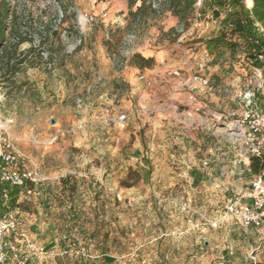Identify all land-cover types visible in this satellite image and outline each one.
<instances>
[{"label":"rangeland","instance_id":"obj_1","mask_svg":"<svg viewBox=\"0 0 264 264\" xmlns=\"http://www.w3.org/2000/svg\"><path fill=\"white\" fill-rule=\"evenodd\" d=\"M7 1V43L16 40L10 32L11 17L17 18L16 29L27 39L18 46L22 62L15 69L12 61H7L9 49L0 52V98L4 102L0 118L12 119L10 133L17 146L28 152L30 161L46 177L42 185L13 190L15 196L9 207L18 211L21 232L50 257L46 264H250L253 239L241 234L226 213L233 190L229 185L213 186V180L196 181L202 166L212 165V155L206 152L203 158L200 144L188 142L181 116L169 124L164 122L156 137L150 133L148 121L142 123L136 114L121 126L84 128L73 134L66 130L70 122L60 120L64 110L81 116L75 111V97L82 94L77 91L82 80L64 77L69 90L58 102V113L48 111L46 104L39 106L38 101V84L43 81L46 91L51 92L57 84V71L61 75L68 72L66 66L74 65L76 50L81 46L106 55L111 70L120 76L130 71L129 66L143 72L160 68L163 73L179 70L188 75L191 67L202 73L203 61H207L204 70L209 74L216 63L223 71L210 77L205 74L209 78L207 92L217 101L210 96L199 100L213 124L206 134L194 129L192 136L194 140L200 135L214 140L223 183L232 167L229 162L241 151L234 142L240 126L228 119L229 114L239 110L246 90L257 86L260 91L264 89V82L253 81L251 71L238 56L243 52L245 58L250 50L233 52L217 46L221 51L212 56L209 42L222 33L223 13L215 16L206 0L196 16V0L191 14L173 25L163 0H147L150 11L146 7L145 15L135 18L128 4L126 15H122L120 0H63L65 12L56 0ZM139 4L137 1L132 10ZM104 12H108L106 17L101 15ZM83 13L95 19L81 22L78 16ZM189 18L196 19L195 25L183 33ZM129 33L135 35L134 42L122 55ZM259 34L258 46L263 48L264 32ZM147 49L157 58L153 57L151 67L139 68L132 62V55L145 57L142 50ZM204 52L208 58H204ZM24 65L32 67L28 80ZM154 76L156 82L147 76L151 80L147 87L163 88L164 80L160 82L159 75ZM21 82L28 83L27 94L22 93ZM177 86V93L188 92L180 80ZM186 102L181 95H172L166 104L175 103L177 112L186 108ZM219 115L227 119L217 120ZM51 118H56L53 124ZM261 249L256 264H264Z\"/></svg>","mask_w":264,"mask_h":264},{"label":"crops","instance_id":"obj_2","mask_svg":"<svg viewBox=\"0 0 264 264\" xmlns=\"http://www.w3.org/2000/svg\"><path fill=\"white\" fill-rule=\"evenodd\" d=\"M244 1L245 7L247 9H250L252 6V0H250V3L249 0ZM119 3L120 9L123 11L122 15H126L128 11L127 0H120ZM135 8L133 9V11L135 10ZM167 10L170 19L172 18V20H170L172 24L175 25L176 23H178V21H180L178 17L173 15L170 9L167 8ZM220 18L223 20V16ZM209 43L212 46L211 48L209 47V50L212 51V56L220 53L221 50L216 48L220 45L215 42V40H210ZM214 48H216V50H214ZM76 51L78 53L76 52V56H74V58H76L77 60L74 61V65L69 64L66 66L68 72L64 75H61V71H57V84L54 86L51 92L46 91L47 88H44L45 83L43 81L38 84V87L40 89L38 95L39 106H44L46 104L48 111L58 113V102L65 99L66 93L69 90L67 88L68 86L66 84V81L64 80V77L74 78L76 76L75 82H77L79 79L82 80L81 84H79L81 88H78L77 90L82 94L75 97V111L81 116L77 117L76 115H73L71 112H69V110H64L61 115V118H63V120L60 121L61 123H64V121H66L67 119V121L70 122V124L68 125V127L70 128L66 130H68L69 132H73L74 134L79 130H83L84 128H93V130H97L98 128H107L113 125L111 122H108L107 118L111 116H117L121 113H126L128 117L127 121L129 120V117L131 115L134 118L135 114L137 115L138 119L142 121V123L147 120L150 127V133H152L153 136L156 137L158 129L164 125V122L165 124H169L171 123V119L181 116V119H179V121L184 124L183 127H186V134L190 137V140H188V142L193 144L197 143L198 145L200 144L198 150L202 149L201 155L203 158L206 157V152L211 153L212 155L209 157L211 159L210 163L212 165H209L207 167L202 164L203 168L200 169V173L197 172L196 174V181H199V183H205L207 180H213V186L216 185L218 186V188H220V185H229V187H231V190H233V193L245 192L248 189L249 175L246 172H241L243 164L240 162L239 155L237 158V154H235L234 161L229 162L232 163V167L230 168V171L226 172L227 179H225L222 183V180L219 177L220 174L217 166L218 164L216 162V160L220 159L217 152L218 147L215 148L214 140H209L210 142L213 141L210 145V142L203 136H198V139H195L196 141L194 140L195 137L192 136V130L201 129L199 133L206 134V129H208L211 124H213V120L210 117H207L206 113L204 112V110H206V106L200 107L199 102L201 98H206L207 96H210L214 99V101H217V98L214 94H210L209 92H207L206 87L200 86L195 92V101L189 102L188 92H185L184 94H179L176 92V89L178 87L177 85H179V80L181 81V84H185L190 80V75L186 74L185 72L181 73L180 76H174L172 74H169L171 73V71L167 70L166 73H163L160 68H149L145 69V71L143 72L136 67L129 66L128 68L130 71H125L124 74L120 76L117 71L115 72L114 70H111L109 58L106 57V55H104L102 52H92L91 47L88 48L87 46H81L80 48H77ZM142 52H144L143 55H145V57L157 58L156 56H154V51L150 49L142 50ZM238 56L243 59V52H241V54H238ZM203 62L204 64L202 63L200 65V70H202V74L204 75L207 74L210 77V75L213 76L214 74H216L218 70L221 72L223 71V69L218 68L215 65L216 63H214L212 65L211 72H209L208 74L204 70L207 61ZM24 67V72L27 76L26 79L28 80V75L33 72L32 67L28 65H24ZM55 74L56 73H54V75ZM142 74H144L146 77H151L155 80V82L156 77L154 75L158 74L160 82L161 79L164 80V85L160 86L163 88H148L145 81L139 79V76ZM20 88L22 89V93L27 94L29 91L28 83L26 82H21ZM172 95H181V98H186V108L175 112V103L166 104V101L169 100ZM158 99L160 100L157 101ZM3 107L4 102L2 97L0 98V111ZM51 116L54 117L53 115H50L49 118ZM1 119L4 120L7 118L5 117ZM197 130L196 132H198ZM190 131L192 132L189 133ZM61 132L59 133L62 136L63 134ZM186 134L185 138L189 139ZM58 135L59 134H57V136ZM217 141L219 140L217 139ZM21 150L28 153L26 150H24V148H21ZM202 157L200 159V162L201 160H203ZM13 190L16 189L8 190L10 199L8 201H5V203H7L8 205L12 204L13 196H15L11 194ZM0 206L2 207L3 205ZM235 224L241 231V234L246 236L249 235V237H252V247L256 246V244L261 240L262 235L264 234V228L246 232L241 228L238 222L235 221ZM63 237H65V235ZM248 250L249 247H247V251ZM261 250L262 252H264V247ZM48 258L50 257L44 256L34 264H46V260Z\"/></svg>","mask_w":264,"mask_h":264},{"label":"built area","instance_id":"obj_3","mask_svg":"<svg viewBox=\"0 0 264 264\" xmlns=\"http://www.w3.org/2000/svg\"><path fill=\"white\" fill-rule=\"evenodd\" d=\"M211 1V0H209ZM224 5L219 7L215 3L211 6V11L223 13L225 18L226 11L232 10L230 0H223ZM203 0H197L195 7L196 16L199 15V7ZM156 7V6H154ZM106 17L108 12L101 14ZM79 21L91 22L95 16L89 13L79 14ZM195 20L189 18V26L185 29L188 32L195 25ZM261 31L264 32L263 28ZM184 35V34H183ZM135 35L129 33L124 39L122 55L127 54L129 46L134 42ZM81 39H77V45ZM258 46V45H257ZM254 47V49L257 48ZM77 46H74V48ZM254 58L246 57L247 64L250 65L253 81L264 82V47L259 51L251 50ZM209 54L204 52V58ZM244 58V57H243ZM121 63V62H120ZM122 65V63H121ZM252 65V66H251ZM261 66V67H259ZM122 70V69H121ZM190 80L185 83L188 88V101L194 102L195 92L201 87H208V76L192 70L188 67ZM174 76H180L179 70H172ZM147 85L151 80L144 75L139 76ZM252 80H249L251 83ZM261 86V85H259ZM262 95V96H261ZM264 89L260 91L258 86L245 91L241 98L239 110L232 111L228 119H233L235 124L240 126L234 142L240 146V162L243 164L241 172L249 175L248 189L245 192H234L228 200L226 213L238 222L243 230L251 232L264 228ZM258 102L260 106H258ZM216 118V116H214ZM217 120H225L227 117L217 116ZM113 125L121 126L127 120V114L121 113L117 116L107 118ZM12 119L0 118V264H34L37 260L44 257L45 251L37 246L23 234L19 228L20 222L17 217L18 211L10 209L5 203L10 199L8 190L26 189L28 184L42 185L46 177L42 175L37 165L30 161L29 156L23 152L16 144L10 133ZM258 159V169L253 172L251 169V158ZM215 225V222H213ZM263 245V246H262ZM264 247V234L256 244L250 255V264H256L257 254L260 248Z\"/></svg>","mask_w":264,"mask_h":264},{"label":"trees","instance_id":"obj_4","mask_svg":"<svg viewBox=\"0 0 264 264\" xmlns=\"http://www.w3.org/2000/svg\"><path fill=\"white\" fill-rule=\"evenodd\" d=\"M137 1H140V4L136 6L133 11L132 6L135 5ZM146 1L147 0H127L129 11L134 18L146 13V7L148 8L147 10L150 11L151 6H146ZM163 1L166 3L167 8L171 10L172 14L178 17L179 20H184L191 14L193 5L196 2V0ZM204 1L206 0H203V2ZM56 2L65 12L66 6L63 0H56ZM230 2L232 4V10L226 11L225 18L223 19L225 24L223 25L222 33L212 40H215L220 46L229 48L233 52L242 48L250 51H259L260 46H257L261 39L259 32L261 31V28L264 30V0H252V6L250 9L245 7L244 0H230ZM209 3H211V6L213 3L219 7L224 5L223 0H211ZM214 14L215 16H218L219 12L214 11ZM8 16L9 3L7 0H0V52L6 53L9 49L10 53L7 56V61H12V67L15 69L16 65L22 62V57L20 56L21 53L17 51L18 46L25 41L27 37L25 36L26 34H21L18 32V29H16L15 23L17 22V18L11 17L13 26L10 28V32L15 36L16 40L12 44L7 43L6 19ZM255 46H257L256 49H254ZM245 56L250 58L255 57L254 54H246ZM246 57L241 61L245 68L251 71L250 65L247 64ZM153 60V57H143L139 53L132 55V62L139 68L151 67ZM251 169L253 172H256L258 169V159L255 157L251 158ZM134 173L137 174L135 171ZM28 186L32 185L28 184ZM73 190L74 189H70V191Z\"/></svg>","mask_w":264,"mask_h":264},{"label":"water","instance_id":"obj_5","mask_svg":"<svg viewBox=\"0 0 264 264\" xmlns=\"http://www.w3.org/2000/svg\"><path fill=\"white\" fill-rule=\"evenodd\" d=\"M50 122L53 124L55 122V119L51 118Z\"/></svg>","mask_w":264,"mask_h":264},{"label":"bare ground","instance_id":"obj_6","mask_svg":"<svg viewBox=\"0 0 264 264\" xmlns=\"http://www.w3.org/2000/svg\"><path fill=\"white\" fill-rule=\"evenodd\" d=\"M249 3H250V0H249Z\"/></svg>","mask_w":264,"mask_h":264}]
</instances>
